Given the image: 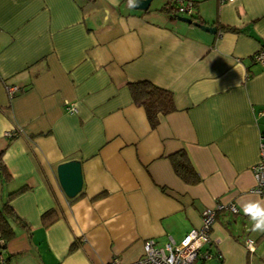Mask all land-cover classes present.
<instances>
[{
    "label": "crops",
    "instance_id": "obj_1",
    "mask_svg": "<svg viewBox=\"0 0 264 264\" xmlns=\"http://www.w3.org/2000/svg\"><path fill=\"white\" fill-rule=\"evenodd\" d=\"M191 1L215 32L161 9L166 0L146 10L128 0H0V209L9 202L24 222L6 212L13 233L0 238V264L131 260L143 240L179 241L203 209L228 202L238 212L216 214L204 264H264V233L242 212L264 200L251 171L264 134V64L254 59L264 0ZM142 80L172 96L154 125L131 95ZM180 151L197 178L175 172ZM68 160L81 167L74 197L57 178Z\"/></svg>",
    "mask_w": 264,
    "mask_h": 264
},
{
    "label": "built area",
    "instance_id": "obj_2",
    "mask_svg": "<svg viewBox=\"0 0 264 264\" xmlns=\"http://www.w3.org/2000/svg\"><path fill=\"white\" fill-rule=\"evenodd\" d=\"M232 1V0H229ZM175 13L179 15L190 16L193 13V2L191 0H176ZM254 59L264 64V49L259 50ZM8 93L12 95L16 90V86H7ZM67 109L74 112V104H69ZM259 115L264 118V109L259 111ZM7 136H12V132H5ZM258 161L252 165L251 171L254 178L253 192L256 194H264V134H259L258 139ZM220 210H228L237 213L238 209L233 202L226 204H216L213 207H207L202 210L201 225L187 232L179 241H175L172 237L164 244H159L153 238H147L142 242L141 253L135 258L122 261L118 256L111 260V264H204V261L212 257V252L208 248H203L210 243V231L214 222L216 213ZM250 242H254L252 238L246 237L244 247L247 251L253 252L255 242L250 247ZM1 263L3 259L0 258Z\"/></svg>",
    "mask_w": 264,
    "mask_h": 264
},
{
    "label": "trees",
    "instance_id": "obj_3",
    "mask_svg": "<svg viewBox=\"0 0 264 264\" xmlns=\"http://www.w3.org/2000/svg\"><path fill=\"white\" fill-rule=\"evenodd\" d=\"M175 4H176V0H166V2L162 4L161 9L167 7L166 9H168L171 13H173L172 16H174L176 15L174 11ZM193 13L189 17L194 19L195 22L201 23L198 17L194 15ZM222 28H224L225 30H229V31H235L237 29L232 26H223ZM130 90H131V95L134 98V100L144 107L147 117L152 125L157 123L159 116L164 115L174 109L173 103H172V96L170 92L147 80H142V81L130 84ZM176 155H179L180 157L177 158L176 156L173 155L171 160H172V164H173L174 170L177 173V175H179L184 180H188V181L194 178H197L196 173L193 170L190 164V161L187 155L185 154V152L180 151L176 153ZM220 211H223V210H220ZM6 212L12 214L14 219H16L17 221L24 223L23 220H21V218L16 213L15 214L12 213L13 209L11 205L9 204V202L4 203L2 208L0 209V238H2L3 241L7 240L13 233L12 228L7 219ZM55 215H56V209L50 208L44 211L41 216H42V220L45 223H49L50 221L53 220ZM74 245L75 244H72V246Z\"/></svg>",
    "mask_w": 264,
    "mask_h": 264
},
{
    "label": "water",
    "instance_id": "obj_4",
    "mask_svg": "<svg viewBox=\"0 0 264 264\" xmlns=\"http://www.w3.org/2000/svg\"><path fill=\"white\" fill-rule=\"evenodd\" d=\"M151 1L152 0H138V7H135L134 9L146 10L148 9ZM178 19L188 23H193L201 29L209 32L216 31L215 27L195 22L191 17L188 16L178 15ZM57 178L64 194L68 197H74L77 193L80 192L82 188L80 162L78 160H68L60 163L57 166Z\"/></svg>",
    "mask_w": 264,
    "mask_h": 264
},
{
    "label": "clouds",
    "instance_id": "obj_5",
    "mask_svg": "<svg viewBox=\"0 0 264 264\" xmlns=\"http://www.w3.org/2000/svg\"><path fill=\"white\" fill-rule=\"evenodd\" d=\"M131 8L138 7V0H128ZM242 212L251 221L250 231L264 233V200H251L242 206ZM250 242L249 246H252Z\"/></svg>",
    "mask_w": 264,
    "mask_h": 264
},
{
    "label": "rangeland",
    "instance_id": "obj_6",
    "mask_svg": "<svg viewBox=\"0 0 264 264\" xmlns=\"http://www.w3.org/2000/svg\"><path fill=\"white\" fill-rule=\"evenodd\" d=\"M163 1H165V0H152V1H151V6L159 5V4H161ZM143 241H144V240H143ZM210 264H213V263H210Z\"/></svg>",
    "mask_w": 264,
    "mask_h": 264
}]
</instances>
